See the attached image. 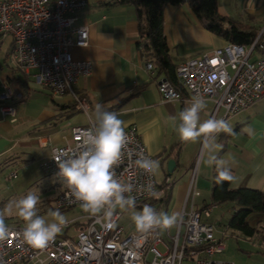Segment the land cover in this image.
<instances>
[{
	"label": "built area",
	"instance_id": "built-area-1",
	"mask_svg": "<svg viewBox=\"0 0 264 264\" xmlns=\"http://www.w3.org/2000/svg\"><path fill=\"white\" fill-rule=\"evenodd\" d=\"M88 3L89 0H0V41L12 37L16 64L27 72L34 70L36 81L54 95L70 94L86 112L90 108L88 98L78 94L75 85L80 77L91 74L92 63L75 59L72 48L89 44V25L77 23V13ZM153 67L152 62H147L148 69ZM176 74L187 93H182L168 78L161 79L158 88L163 102L183 101L190 106L197 95L204 100L210 98L214 106L209 118L224 120L245 110L264 97V25L250 44L227 42L180 62ZM20 97L8 82L2 84L0 112L4 117L17 120L15 99ZM96 123L90 118L87 124L72 126L64 144L51 146L44 168L55 175V159L77 154L84 133ZM125 132L129 143L123 162L116 168L117 177L133 184L136 206L149 204L158 211L150 202L158 192L155 175L150 176L134 163L139 152L152 159L154 156L136 127H125ZM197 167L198 162L190 182L193 194L198 193L193 187ZM148 183L154 186V195L147 192ZM67 194V187L58 194V208L78 205H69ZM214 207L182 211L183 223L174 234L167 230L166 238L159 229L147 234L127 233L118 223V209L108 219L87 214V223L76 238L61 232L43 250L31 248L16 235L24 223L7 224L10 235L0 242V264H234L214 259L225 248L223 239L215 236V225L208 220Z\"/></svg>",
	"mask_w": 264,
	"mask_h": 264
},
{
	"label": "crops",
	"instance_id": "crops-1",
	"mask_svg": "<svg viewBox=\"0 0 264 264\" xmlns=\"http://www.w3.org/2000/svg\"><path fill=\"white\" fill-rule=\"evenodd\" d=\"M218 5L221 14L245 26L254 27L259 31L264 25V0H218ZM77 15L78 24L89 25V44L73 46L72 53L77 60L90 61L92 71L91 74L79 78L75 90L88 98L90 108L88 112L81 108L71 111L70 109L76 105L73 97L70 94L56 95L57 98L53 100L54 109L52 107V111L45 110L36 119L44 122L43 131L46 134L41 138L22 137L27 141L26 145L32 146L38 143L49 158L51 146L64 144L71 135L72 126L84 125L90 118L95 119V106L100 104L104 110L117 113L118 118L124 121L125 127H136L149 152L160 162V168L165 176L161 183L155 174L158 192L152 204L155 205L156 201H160L162 205L168 207L173 190L178 185L181 207L177 206L174 212L181 215L184 210H197L195 208L196 196L199 194L197 185L202 184L203 178L209 184L211 182L213 187L217 182L216 168L215 165L211 169V166L201 163L199 172L202 166H205L203 177L198 172L193 186L198 193L193 194L190 182L195 168V166L193 168L194 156L200 142H182L169 125L168 118L178 117L188 105L183 101H162L158 82L167 76L155 65L153 69L147 68V62L150 61L139 45V21L135 6L121 3L119 0H89L88 5ZM164 29L172 51V59L177 65L227 43L225 39L207 30L200 23L191 11L188 1L181 5L168 4L165 7ZM197 43L201 44L196 45ZM211 45L213 46L208 50H199ZM173 49L177 57L173 55ZM14 62L13 40L8 36L0 41V91L2 84L8 82L14 92L21 95L20 98L15 99L17 107L18 102L27 96L35 71L27 72ZM263 99L264 97L226 119L233 128L234 135L221 133L217 136L218 144L222 146L217 158L225 161V167L230 170L233 176L230 186L233 188L248 187L264 191V104L259 106ZM205 102L206 108L200 113L201 122L209 118L214 106L213 99L208 98ZM81 112L86 114L83 121L64 123L68 118ZM18 113L20 118L26 117L22 113V108L20 110L17 107V117ZM8 118L10 119L0 112V160L12 158L15 154L17 137L14 135L21 127V125L12 126V123L18 122L19 119L10 122ZM246 125H251L254 129V137L243 131ZM188 148L193 150L188 151ZM170 158L176 161L172 173L167 169ZM65 187L61 185L59 191L61 192ZM158 194L162 197H158ZM191 195L192 202L189 205ZM205 203L207 201L203 205ZM224 205L231 209L232 214L235 207L233 202L217 205L213 209ZM262 213L259 214L258 225L255 226L258 230L259 227L264 229V212ZM208 220L212 222L209 218ZM212 223L216 227V224ZM223 237L222 239L225 238Z\"/></svg>",
	"mask_w": 264,
	"mask_h": 264
},
{
	"label": "clouds",
	"instance_id": "clouds-1",
	"mask_svg": "<svg viewBox=\"0 0 264 264\" xmlns=\"http://www.w3.org/2000/svg\"><path fill=\"white\" fill-rule=\"evenodd\" d=\"M205 108V100L197 95L178 117L168 118L169 125L182 142L202 143L203 149L209 153L205 163L215 165L218 182L232 181L233 176L225 167V161L211 153L222 147L216 143L217 136L221 133L234 135V130L224 119L208 118L201 122L200 113ZM94 111L97 123L84 133L81 150L72 157L55 159L58 167L55 176L68 189L67 203L78 204L84 213L104 219L111 218L117 209L130 212V220L139 234L156 229L167 231L180 226L183 217L179 213L157 211L149 204H144L140 211L136 210L133 184L122 182L116 173L129 143L124 121L118 118L117 113L104 110L100 104L95 106ZM243 131L250 137L255 135L251 125H246ZM128 155L131 156L130 153ZM134 163L150 176H154L160 168L158 160L147 157L143 152L137 153ZM146 190L149 194H155L151 183L147 184ZM39 204L40 196L31 191L18 200L9 201L0 210V242L10 235L6 216L15 215L24 223L22 231L16 235L22 237L23 242L31 248L45 249L62 232L68 220L57 208L48 211L49 222L39 214Z\"/></svg>",
	"mask_w": 264,
	"mask_h": 264
},
{
	"label": "rangeland",
	"instance_id": "rangeland-1",
	"mask_svg": "<svg viewBox=\"0 0 264 264\" xmlns=\"http://www.w3.org/2000/svg\"><path fill=\"white\" fill-rule=\"evenodd\" d=\"M233 6L234 5H231V7ZM198 44L201 43H197L196 45ZM212 46L213 45L205 46L204 48H199V50H208ZM174 50L175 49H173V55L177 57V55L174 53ZM29 86L30 89H28L27 96L24 100H20L17 105L20 110L22 108V113L26 117L20 118L18 113L17 120L19 119V121L12 123V126L21 125V127L18 128L19 132L14 135L17 137L16 148L14 150L15 154L12 158H3L0 160V210H2L9 201L18 200L31 191L40 196V204L38 205L39 214L45 216L46 219L51 222V218L47 216V213L49 210H56L58 208L56 205V199L60 193L59 190L62 184L58 181L53 173L48 172L44 168L46 161L48 160L44 149H42L38 143L32 146H27V141L22 137L32 136L41 138L46 134V132L43 131L44 122H40L36 119L38 115L45 110L52 111V109H54L53 100L57 97L56 95H53L49 89L40 85L35 78L31 79ZM11 88L14 91L12 86ZM261 104H264V99L259 103V106H261ZM85 116L86 114L81 112L72 118H68L64 123L69 124L76 123L78 120L83 121ZM8 120L11 122V119L8 118ZM218 142L219 137H217L216 140L217 144ZM221 149L222 147L217 148L215 149V152L211 154L217 156ZM192 150L193 148H188V151ZM208 155L209 153L203 149L202 143L200 142L195 152V162L193 165L194 168L195 163L198 162V167L196 168L197 175L199 172V166L201 167L202 162L205 163ZM213 167L214 165L211 166V169H213ZM204 168L205 166L203 165L201 171L199 172L201 177H203ZM15 172L17 175L14 177L12 174ZM190 172H192V169ZM156 176L159 182L162 183L164 181L165 175L161 168L156 173ZM201 180L202 184L197 185V189L199 191L195 201V208L197 210L201 209L204 202L207 201L208 203L211 199V182L209 184L207 180L203 178ZM160 196L161 194H158V197ZM191 202L192 195L189 205H191ZM180 205L177 185L173 190L172 198L168 207L166 205H162L160 201H156L154 206L158 209V211L163 210L166 213L171 214L175 211L177 206ZM58 209L66 216L68 222H70V225H66L64 227L62 234L76 238L83 224L87 221V213H84L79 208V205ZM136 210H142V206H136ZM120 212L121 217L118 223L125 227L127 233L136 232L135 227L130 220V212ZM230 214L231 209L224 205L220 206V208L213 209L212 215L209 218L216 224L215 236L217 238H222L224 235L225 237L223 239V243L225 244L224 251L216 254L214 259L229 261L233 262L234 264H264V229L259 227V230L255 233V235L252 237L246 236L243 233L228 226V221L231 216ZM259 214L263 213L254 211L248 217V222L252 226L258 225V219H260ZM203 220H205L204 217ZM5 222L9 225L23 223L22 220H20L15 215L6 216ZM176 228L171 229L172 234L175 233ZM184 230L185 228L183 226V231ZM161 233L164 238L168 236L166 231H161Z\"/></svg>",
	"mask_w": 264,
	"mask_h": 264
},
{
	"label": "trees",
	"instance_id": "trees-1",
	"mask_svg": "<svg viewBox=\"0 0 264 264\" xmlns=\"http://www.w3.org/2000/svg\"><path fill=\"white\" fill-rule=\"evenodd\" d=\"M185 1H188L191 11L207 30L227 42L248 45L258 34L256 28L245 26L221 14L218 0H119L136 8L139 21V45L143 54L160 72L165 73L182 93L186 90L176 74L177 64L172 59L171 48L165 35L164 9L168 4L181 5ZM75 104L71 111L80 108L77 102ZM150 202L154 203V197ZM226 202L235 203L228 226L246 236L255 235L258 228L248 222V216L254 211L264 212V191L248 187L233 188L230 186V181H217L212 187L210 202L205 203L201 209ZM86 223L87 221L83 226Z\"/></svg>",
	"mask_w": 264,
	"mask_h": 264
},
{
	"label": "water",
	"instance_id": "water-1",
	"mask_svg": "<svg viewBox=\"0 0 264 264\" xmlns=\"http://www.w3.org/2000/svg\"><path fill=\"white\" fill-rule=\"evenodd\" d=\"M163 79H166V78H163ZM175 165H176V161L174 158H170L167 162V169L169 171V173H172L174 168H175Z\"/></svg>",
	"mask_w": 264,
	"mask_h": 264
}]
</instances>
